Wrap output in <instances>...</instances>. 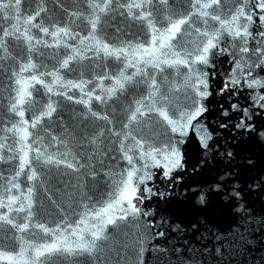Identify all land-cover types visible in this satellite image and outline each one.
<instances>
[{"label":"snow or ice","instance_id":"obj_1","mask_svg":"<svg viewBox=\"0 0 264 264\" xmlns=\"http://www.w3.org/2000/svg\"><path fill=\"white\" fill-rule=\"evenodd\" d=\"M220 57L221 91L264 90V0H0V264H145L165 232L137 202L184 168L190 132L209 148ZM241 224L218 254L248 255Z\"/></svg>","mask_w":264,"mask_h":264},{"label":"water","instance_id":"obj_2","mask_svg":"<svg viewBox=\"0 0 264 264\" xmlns=\"http://www.w3.org/2000/svg\"><path fill=\"white\" fill-rule=\"evenodd\" d=\"M109 31L114 32L115 28ZM126 35L131 38V32ZM218 59L229 62L223 65L217 62L216 68L209 70L215 73L210 79L213 94L204 102L208 111L202 117L212 136L209 148H203L190 132V142L180 146L184 168L174 172L171 179L165 178L161 170H154L157 175L149 186L157 194L145 200L144 205L138 204L153 213L147 220L158 225L154 231L165 232V236L151 241L145 264H164L173 258L170 250L175 248L180 249L176 256L184 257L193 255L190 249L199 250L196 264H260L264 258V227L261 226L264 225V108L252 99L257 92L264 95V90L239 87L221 91L232 64L231 57ZM245 109L251 119L243 116ZM242 121L251 130L248 126L239 127ZM7 167L0 165V168ZM194 190L207 203H199V196L190 199ZM242 217L255 229L249 233L253 243L245 242L248 255L233 246L230 257L221 256L216 252L221 241L215 237L223 234L232 239L237 235V227L244 226ZM228 251L227 245L221 248V253Z\"/></svg>","mask_w":264,"mask_h":264},{"label":"bare ground","instance_id":"obj_3","mask_svg":"<svg viewBox=\"0 0 264 264\" xmlns=\"http://www.w3.org/2000/svg\"><path fill=\"white\" fill-rule=\"evenodd\" d=\"M137 204H139V202H137Z\"/></svg>","mask_w":264,"mask_h":264}]
</instances>
